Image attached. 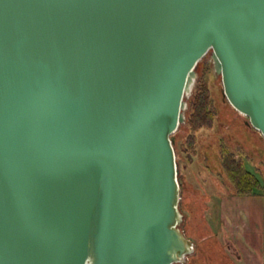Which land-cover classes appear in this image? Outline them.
I'll list each match as a JSON object with an SVG mask.
<instances>
[{
    "label": "water",
    "instance_id": "1",
    "mask_svg": "<svg viewBox=\"0 0 264 264\" xmlns=\"http://www.w3.org/2000/svg\"><path fill=\"white\" fill-rule=\"evenodd\" d=\"M207 53L264 138V0H0V264H186L170 135Z\"/></svg>",
    "mask_w": 264,
    "mask_h": 264
},
{
    "label": "rangeland",
    "instance_id": "2",
    "mask_svg": "<svg viewBox=\"0 0 264 264\" xmlns=\"http://www.w3.org/2000/svg\"><path fill=\"white\" fill-rule=\"evenodd\" d=\"M201 75L210 86L215 121L212 128L196 132V154L190 161L178 147V175L186 191L208 195L204 219L210 230L227 240V251L233 249L238 254L237 263L264 264V138L246 116L236 110L227 114L221 79L213 71L209 53L197 65V77ZM224 149L240 156L257 177L261 186L254 194L232 193L221 165Z\"/></svg>",
    "mask_w": 264,
    "mask_h": 264
},
{
    "label": "trees",
    "instance_id": "3",
    "mask_svg": "<svg viewBox=\"0 0 264 264\" xmlns=\"http://www.w3.org/2000/svg\"><path fill=\"white\" fill-rule=\"evenodd\" d=\"M211 102L210 86L205 75H201L197 77L192 93L187 99L184 124L179 125L177 130L170 135L174 140L176 160H178L179 147V150L184 152L190 161L191 157L196 154L198 141L196 132L213 127L215 116ZM225 105L227 114L232 115L235 109L226 100ZM221 165L231 184L232 193L252 195L255 189L260 188L259 180L245 167L240 156L224 149L221 153ZM177 180L180 190L179 209L184 215L181 230L194 242L195 248L194 253L188 256L186 264H238V254L233 249L227 251L225 247V244H228L227 240L219 238L216 231L210 230L204 219L203 213L206 210L208 195L193 190L186 191L185 183L179 175Z\"/></svg>",
    "mask_w": 264,
    "mask_h": 264
},
{
    "label": "crops",
    "instance_id": "4",
    "mask_svg": "<svg viewBox=\"0 0 264 264\" xmlns=\"http://www.w3.org/2000/svg\"><path fill=\"white\" fill-rule=\"evenodd\" d=\"M222 196H225V189L221 190Z\"/></svg>",
    "mask_w": 264,
    "mask_h": 264
}]
</instances>
